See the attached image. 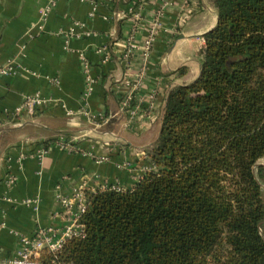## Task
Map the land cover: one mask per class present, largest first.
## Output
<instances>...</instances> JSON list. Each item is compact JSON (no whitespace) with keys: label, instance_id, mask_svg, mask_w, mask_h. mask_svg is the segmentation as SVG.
I'll return each mask as SVG.
<instances>
[{"label":"crops","instance_id":"0c3cea01","mask_svg":"<svg viewBox=\"0 0 264 264\" xmlns=\"http://www.w3.org/2000/svg\"><path fill=\"white\" fill-rule=\"evenodd\" d=\"M48 2L0 0V67L13 60L17 66L0 78V257L6 259L16 258L21 238L39 228L64 229L68 216L58 194L68 197L82 184L136 186L152 168L143 154L161 134L167 95L200 76L204 35L218 22L208 0H58L42 21ZM35 94L48 105L16 119L15 109ZM128 94L133 111L123 112ZM63 134L97 139L76 141L80 152L50 145L42 162L34 156ZM103 155L109 159L97 163Z\"/></svg>","mask_w":264,"mask_h":264},{"label":"trees","instance_id":"16d2710c","mask_svg":"<svg viewBox=\"0 0 264 264\" xmlns=\"http://www.w3.org/2000/svg\"><path fill=\"white\" fill-rule=\"evenodd\" d=\"M208 1L200 76L168 93L152 168L87 189L82 235L41 264H264V0Z\"/></svg>","mask_w":264,"mask_h":264},{"label":"built area","instance_id":"2783aa9c","mask_svg":"<svg viewBox=\"0 0 264 264\" xmlns=\"http://www.w3.org/2000/svg\"><path fill=\"white\" fill-rule=\"evenodd\" d=\"M58 0H49L48 5L42 11L41 17L42 21H46L49 13L56 6ZM161 16V14H159ZM158 20L155 22L152 31L150 32L149 38L145 43V51L150 52L155 35L156 30L160 28L161 24ZM87 68V66H86ZM17 71L16 63L13 61L9 62V64L0 67V78L4 76H8ZM93 81L90 78H87V88L86 93L90 94L92 92ZM134 101V97L132 94H128L124 96L121 101V109L122 111H133L132 103ZM49 101L42 98L40 94H35L33 96H28L24 99V101L18 106L13 116L17 119H28L34 117L38 110L44 108L48 105ZM20 124V122H17ZM79 138H72L70 140H66L65 138L59 137V140L56 141L54 146L59 148L61 151H65L68 153H76L80 152L79 146L76 141ZM51 145V146H52ZM47 145L43 146L44 148L38 150L34 156L37 157L40 162H42L44 156L47 153ZM33 155V154H32ZM31 155V156H32ZM33 157V156H32ZM108 158L106 156H101L97 159V163L107 161ZM109 187V186H108ZM105 188V187H103ZM111 188L117 190H123L121 188H116L112 186ZM87 190L86 185L82 184L77 189L73 191V193L68 196H62L60 194L57 195V198L62 203L65 214L68 216L67 224L63 230H58L54 227L47 228H39L32 236H24L21 238V248L16 258L6 259L0 257V264H41L37 259L40 256V251L44 248H47L51 252L58 251L66 239L80 236L83 233V226L80 224V217L85 212L86 209V195L85 191ZM28 205L35 206L37 209V202L34 200H28Z\"/></svg>","mask_w":264,"mask_h":264},{"label":"rangeland","instance_id":"374dc122","mask_svg":"<svg viewBox=\"0 0 264 264\" xmlns=\"http://www.w3.org/2000/svg\"><path fill=\"white\" fill-rule=\"evenodd\" d=\"M212 4V3H211ZM90 136V135H89ZM88 135L87 136H84V134H81V135H79V139L78 140H80V139H90V138H94V139H97V137H89ZM99 138V137H98ZM70 139H72V138H70ZM108 141H106V142H108V143H112V142H114L115 140H114V136H113V140H110L109 141V139H107ZM148 152V151H147ZM147 152H146V154H143L144 156L146 155L147 156ZM103 156H105V155H103ZM106 157L109 159V157L106 155ZM148 157V156H147ZM260 164H264V160H262L261 162H260ZM112 186H115L116 188H120V186H118V185H109V187H112ZM105 188H108V185H106L105 186ZM122 189V188H121Z\"/></svg>","mask_w":264,"mask_h":264}]
</instances>
